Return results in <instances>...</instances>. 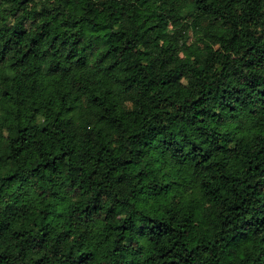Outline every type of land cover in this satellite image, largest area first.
<instances>
[{
    "label": "clouds",
    "instance_id": "9594fccd",
    "mask_svg": "<svg viewBox=\"0 0 264 264\" xmlns=\"http://www.w3.org/2000/svg\"><path fill=\"white\" fill-rule=\"evenodd\" d=\"M0 264H264V0H0Z\"/></svg>",
    "mask_w": 264,
    "mask_h": 264
},
{
    "label": "trees",
    "instance_id": "16d2710c",
    "mask_svg": "<svg viewBox=\"0 0 264 264\" xmlns=\"http://www.w3.org/2000/svg\"><path fill=\"white\" fill-rule=\"evenodd\" d=\"M221 191H223V189H221Z\"/></svg>",
    "mask_w": 264,
    "mask_h": 264
}]
</instances>
